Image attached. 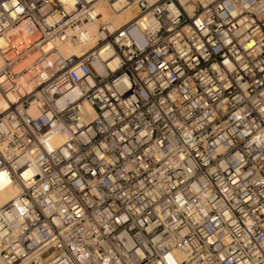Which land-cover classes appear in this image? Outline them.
Listing matches in <instances>:
<instances>
[{
  "label": "clouds",
  "instance_id": "clouds-1",
  "mask_svg": "<svg viewBox=\"0 0 264 264\" xmlns=\"http://www.w3.org/2000/svg\"><path fill=\"white\" fill-rule=\"evenodd\" d=\"M0 264H264V0H0Z\"/></svg>",
  "mask_w": 264,
  "mask_h": 264
}]
</instances>
